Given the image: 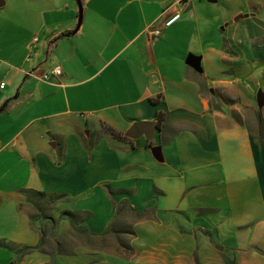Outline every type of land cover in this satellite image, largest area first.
Returning a JSON list of instances; mask_svg holds the SVG:
<instances>
[{
    "label": "crops",
    "instance_id": "crops-1",
    "mask_svg": "<svg viewBox=\"0 0 264 264\" xmlns=\"http://www.w3.org/2000/svg\"><path fill=\"white\" fill-rule=\"evenodd\" d=\"M10 1L0 264H264V0H191L157 37L175 0H80L76 32L77 0ZM36 191L62 196L54 221Z\"/></svg>",
    "mask_w": 264,
    "mask_h": 264
},
{
    "label": "built area",
    "instance_id": "built-area-1",
    "mask_svg": "<svg viewBox=\"0 0 264 264\" xmlns=\"http://www.w3.org/2000/svg\"><path fill=\"white\" fill-rule=\"evenodd\" d=\"M191 4V0H175L172 3H170L162 12L161 16L153 21L151 24H149L148 27V34L152 37L160 36L161 26H169L173 24L175 21H177L183 10H185L187 7H189ZM34 41L38 40L37 36H34ZM62 73L60 66H54L51 71L49 72H43L38 75L40 79L46 80L50 77L51 74L60 75ZM29 75L37 76L33 71L29 72ZM5 87V82L0 80V88Z\"/></svg>",
    "mask_w": 264,
    "mask_h": 264
},
{
    "label": "trees",
    "instance_id": "trees-1",
    "mask_svg": "<svg viewBox=\"0 0 264 264\" xmlns=\"http://www.w3.org/2000/svg\"><path fill=\"white\" fill-rule=\"evenodd\" d=\"M77 1H79V0H77ZM65 33H70V31L65 32ZM6 104H7V101H5L0 106V112L5 109ZM31 196H30V198H33V200H34L33 203H34L35 207L37 208V210L40 209L39 210L40 211L39 216L49 217V219H51V220L54 221V219L52 217L46 215V213H45V211H43V209L41 211V207H40V204L39 203H40V200H44L46 202L47 206H50V205H53L56 202V200L58 198L62 197V196H50V195H47L45 192H38V191L32 192V195ZM32 218L33 219H36L37 216H35V215L32 214ZM59 218H67V219H69L72 222H74V221L82 222L83 221V217H82V215L79 212H73V211H67V210L62 211L60 213ZM42 242H43V239H42V241H40V243L38 245H36V246H24L23 248H21L20 251L23 252V251H27V250H29L31 248H38V247L41 246ZM197 264H199V263H197ZM225 264H236V263H235L234 260H230L228 258H225Z\"/></svg>",
    "mask_w": 264,
    "mask_h": 264
},
{
    "label": "water",
    "instance_id": "water-1",
    "mask_svg": "<svg viewBox=\"0 0 264 264\" xmlns=\"http://www.w3.org/2000/svg\"><path fill=\"white\" fill-rule=\"evenodd\" d=\"M208 1L209 2H215L216 0H208ZM3 4H4V1L0 0V6H2ZM241 16H242V14H238L237 16H235L234 19L236 20V19L240 18ZM81 18H82V4H81V1L79 0L78 1V21H77V26L73 30V32H76V30L78 29V26L80 25V22H81ZM200 61H201V57L199 55H196L193 53H189L186 57V63L188 65H190L191 67L197 69V70L201 69ZM255 98H256V104H257L258 108L264 107V91L262 89H259L256 92ZM148 124H152L154 127H156V123L154 121L143 122V125H148ZM138 125H139L138 123L133 124L130 132H128L127 134L134 135V133L132 131H133V129L138 127ZM150 131H152V130H150ZM153 131L151 133H153ZM151 150L157 159H161L160 146L155 145L151 148Z\"/></svg>",
    "mask_w": 264,
    "mask_h": 264
},
{
    "label": "rangeland",
    "instance_id": "rangeland-1",
    "mask_svg": "<svg viewBox=\"0 0 264 264\" xmlns=\"http://www.w3.org/2000/svg\"><path fill=\"white\" fill-rule=\"evenodd\" d=\"M17 8L20 9L18 3H11V1L8 0L7 4L0 8V13L2 14L1 23H4L5 20H7V17L9 16V14L15 13V11H17ZM198 17H199V13H198ZM218 28L222 29V25H220ZM190 31H191V29H190ZM182 39L186 40V38H183V37H182ZM172 44L174 45V43H172ZM168 49L169 50H173V47L170 46V48H168ZM263 88H264V85L259 86L258 88H253L254 89L253 91L255 93V94H252V100L253 101H255L256 92L259 89L263 90ZM260 110L264 111V107L260 108ZM253 133H254L255 139H257V140H260L262 138V136H263V130H257V131H254ZM260 148H261V145H260ZM39 204H40V207H41V211L43 209V211H45L46 214L48 213V211H50V208L52 207V205L47 206V204H46V202L44 200H40ZM39 210H37V208L35 207V209H34L35 212H33V215L38 217L39 214H40Z\"/></svg>",
    "mask_w": 264,
    "mask_h": 264
}]
</instances>
